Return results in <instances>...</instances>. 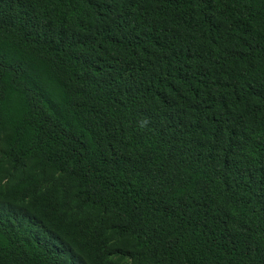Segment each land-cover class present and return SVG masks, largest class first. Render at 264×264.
<instances>
[{
	"label": "trees",
	"instance_id": "obj_1",
	"mask_svg": "<svg viewBox=\"0 0 264 264\" xmlns=\"http://www.w3.org/2000/svg\"><path fill=\"white\" fill-rule=\"evenodd\" d=\"M0 264H264V0H0Z\"/></svg>",
	"mask_w": 264,
	"mask_h": 264
}]
</instances>
